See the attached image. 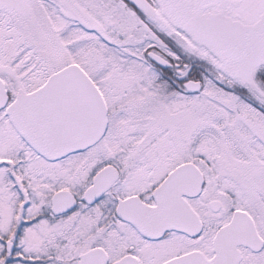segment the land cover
<instances>
[{"label": "snow or ice", "instance_id": "1", "mask_svg": "<svg viewBox=\"0 0 264 264\" xmlns=\"http://www.w3.org/2000/svg\"><path fill=\"white\" fill-rule=\"evenodd\" d=\"M0 264H264V0H0Z\"/></svg>", "mask_w": 264, "mask_h": 264}]
</instances>
